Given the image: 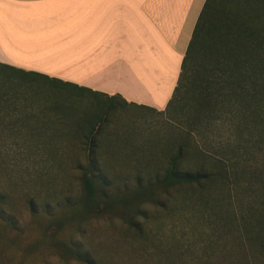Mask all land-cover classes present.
<instances>
[{"label": "rangeland", "instance_id": "rangeland-1", "mask_svg": "<svg viewBox=\"0 0 264 264\" xmlns=\"http://www.w3.org/2000/svg\"><path fill=\"white\" fill-rule=\"evenodd\" d=\"M0 75V127L7 123L12 129L20 121L28 127L0 130V191L7 197L0 203L5 218H0V264H85L72 255L79 252L92 254L100 264H264V253L255 250L247 233L254 229L258 236L264 234V219L247 231L243 225L245 218L254 221L264 212V134L246 129L237 146L242 157L226 163L219 152L236 136L227 119L231 114L218 124L197 123L190 137L188 114L177 103L166 114L125 105L118 110L112 108L113 100H91L68 85L3 68ZM142 117H153V122ZM97 121L100 145L111 149L108 154L137 160L102 163L113 184L110 196L124 197L136 189L138 179L145 185L149 177L164 173L170 163L165 157L176 150V140L196 151L186 165L195 169L207 163L223 175L205 188L188 183L170 188L159 193L160 203L89 212L79 168L87 162L72 161L84 159L79 154L86 148L68 147V142L89 136ZM202 146L207 156L201 154ZM47 208L54 220L68 223L54 226L42 211ZM140 209L144 214L136 219L141 233L123 217ZM219 214L230 215V220ZM47 228L55 238L43 237Z\"/></svg>", "mask_w": 264, "mask_h": 264}, {"label": "crops", "instance_id": "crops-1", "mask_svg": "<svg viewBox=\"0 0 264 264\" xmlns=\"http://www.w3.org/2000/svg\"><path fill=\"white\" fill-rule=\"evenodd\" d=\"M205 2L0 0V68L68 85L91 100H113L118 110L125 105L166 114ZM99 122L89 136L68 142L86 148L79 154L84 159L72 161L137 162L113 158L101 147ZM2 125L28 130L21 121L12 129ZM173 144L169 162L178 153L177 140Z\"/></svg>", "mask_w": 264, "mask_h": 264}, {"label": "trees", "instance_id": "trees-1", "mask_svg": "<svg viewBox=\"0 0 264 264\" xmlns=\"http://www.w3.org/2000/svg\"><path fill=\"white\" fill-rule=\"evenodd\" d=\"M175 103L188 114L190 137H193L195 126L197 129V123L218 124L224 122V116L232 115L227 119L236 136L230 137L219 152L226 163L230 161L235 164L242 157L237 146L242 143L246 129H255L264 134V0H206L187 48L170 106ZM186 108L189 112H186ZM200 151L208 155L203 146ZM195 152L186 141L181 142L178 153L164 173L149 177L145 185L141 183V178L138 179L136 189L124 197H119L118 193L110 196L108 189L113 186L112 181L102 163L91 157L87 164H79L86 189L83 203L89 212L103 213L119 205L136 207L141 202L160 203L159 193L183 183L205 188L206 183L223 174L217 175L207 163L195 169L186 165L187 158ZM6 199V195L0 191V203H5ZM30 204L37 214L32 199ZM68 204L71 205L69 198ZM42 211L54 220L55 215L50 208ZM3 214L0 210V218L5 220ZM137 214L143 215L144 212L142 209L135 213L125 212L123 217L132 229L141 233L143 226L136 219ZM219 215L221 219L230 220L231 217ZM245 219L243 225L247 231L248 225L264 219V212L254 221ZM54 221L56 227L62 222L68 223L60 219ZM9 222L14 224L12 220ZM54 233L48 228L44 229L43 237L55 238ZM247 233L248 241L256 245L255 250L264 253V234L258 236L254 229ZM72 255L85 264H100L87 252Z\"/></svg>", "mask_w": 264, "mask_h": 264}]
</instances>
